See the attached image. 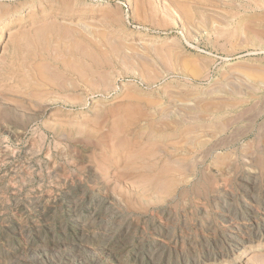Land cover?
Listing matches in <instances>:
<instances>
[{"label":"rangeland","instance_id":"obj_1","mask_svg":"<svg viewBox=\"0 0 264 264\" xmlns=\"http://www.w3.org/2000/svg\"><path fill=\"white\" fill-rule=\"evenodd\" d=\"M0 264H264V0H0Z\"/></svg>","mask_w":264,"mask_h":264},{"label":"bare ground","instance_id":"obj_2","mask_svg":"<svg viewBox=\"0 0 264 264\" xmlns=\"http://www.w3.org/2000/svg\"><path fill=\"white\" fill-rule=\"evenodd\" d=\"M175 3V2H174ZM35 6V5H34ZM75 7V6H74ZM35 8V7H34ZM32 10V9H31ZM81 15H84V13H80V12H68L67 14H66V17L67 18H74V17H77V16H80L81 17ZM91 15H93V13L91 14ZM66 20V19H65ZM24 21V20H23ZM14 32V31H13ZM10 33H12V30H11V32ZM148 34V33H147ZM11 35V34H10ZM149 35V34H148ZM152 36V38H153V35H151ZM143 37V36H142ZM144 37H146V36H144ZM149 37V36H148ZM157 37V36H156ZM160 37V36H159ZM158 38V37H157ZM161 38V37H160ZM145 39V38H144ZM149 39V38H148ZM143 40V39H142ZM152 40V39H151ZM40 69V68H39ZM41 70V69H40ZM44 71H45V69H44ZM46 72V71H45ZM48 73V72H47ZM41 74V73H40ZM39 74V75H40ZM23 109V108H22ZM13 115H15V114H13ZM19 115V113H17V116ZM12 116V115H11ZM23 117H24V115H22ZM19 118H20V116H19ZM26 118H27V116H26ZM22 120H23V122H24V119L22 118ZM26 120V119H25ZM6 121V120H5ZM29 121H31V120H29ZM29 121H27V122H29ZM19 123H21V122H19ZM23 124V123H22ZM35 145H36V143H35ZM39 146V145H38ZM35 147V146H34ZM37 147V146H36ZM31 148H32V146H31ZM38 150V149H37ZM32 153V152H31ZM34 154V153H33ZM32 154V155H33ZM228 203V202H227ZM108 210V209H107ZM120 217V216H119ZM257 254H258V252H256ZM255 255V254H254ZM254 255H253V257H254ZM256 258V257H255Z\"/></svg>","mask_w":264,"mask_h":264}]
</instances>
